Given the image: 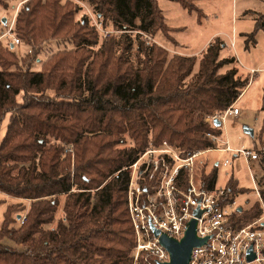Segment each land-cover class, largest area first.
Instances as JSON below:
<instances>
[{"label":"trees","instance_id":"1","mask_svg":"<svg viewBox=\"0 0 264 264\" xmlns=\"http://www.w3.org/2000/svg\"><path fill=\"white\" fill-rule=\"evenodd\" d=\"M82 1L98 18L108 19L121 32L117 39L106 38L109 43L94 53L95 58L84 73L85 61L92 54L91 42L85 37L76 44V51L82 49L87 55L72 58L69 65H65L64 58L42 70L19 73L0 70V126L8 115L0 138V192L30 200L25 219L18 226L14 224L20 211L13 215L12 206L4 211L0 264H130L134 239L125 202L128 172L122 169L143 149L144 132L159 128V136L177 141L185 153L214 148L221 128L212 123L207 125L205 115L225 111L248 84V78L238 75L234 57H220L224 43L218 37L207 44L199 57L175 54L169 59L165 48L143 39L142 34L169 32L157 0ZM173 1L188 12L198 11L197 0ZM8 2L0 0V6H7ZM60 2L27 0L22 8L24 13L20 9L21 15L16 18L15 35L28 41L35 38L37 30L30 28L32 19L28 22L26 19L40 10L47 20L45 25L53 26ZM63 17L56 30L65 26ZM87 22L83 16L80 25L84 27ZM258 24L264 26L263 21ZM247 40L253 42L252 36ZM0 45L10 50V44L0 41ZM8 53L14 56L11 51ZM0 66L7 67L3 58ZM96 67L102 70L101 77L95 76ZM54 79L79 93L68 101L60 96H45L44 91L52 88ZM21 92L23 97L18 100ZM85 111L98 117H86L83 121L76 118L78 112ZM127 130L138 139L137 147L113 152L115 142L111 140L100 149L116 153L115 156L96 161L94 158L101 153L89 150V155L93 154L91 159L76 166L73 173L65 166L62 147L43 149L47 134L80 146L86 145L89 137L99 134L114 137ZM261 130L264 132V124ZM77 157L84 162L86 154L77 153ZM96 163H103V169ZM215 168L204 171L202 188L214 189ZM90 174L100 178L95 182ZM107 178L108 182L101 185ZM224 188L226 202L247 191L232 176ZM261 194L264 199V188ZM61 195L66 200L65 219L59 217L55 221ZM239 205L235 212L242 222L261 214L257 201L248 208Z\"/></svg>","mask_w":264,"mask_h":264},{"label":"rangeland","instance_id":"2","mask_svg":"<svg viewBox=\"0 0 264 264\" xmlns=\"http://www.w3.org/2000/svg\"><path fill=\"white\" fill-rule=\"evenodd\" d=\"M26 1L27 0H9L7 6H0V32L7 30L12 24L11 33L13 36L17 37L13 28L17 16L24 13L22 8L26 5L24 4ZM60 1L61 9L58 14L54 15L55 24L53 26H46L45 22L47 20L43 11H37L34 13V16H28V19H26L27 22L29 18L32 19L30 28L32 30H37V36L35 38L31 36V41L20 38L22 40L20 44L13 45L12 48L9 47L10 50L0 45V59L3 58L7 66L6 68L0 66V70L14 73L26 72L28 70H42L43 68L45 69L49 63L64 58H66L65 65H69L72 58L79 59L81 58L80 56L87 55L82 49H80L79 52L76 51L78 49L76 44L80 39L85 37L91 42L92 54L85 61L83 66L84 73L87 64L94 60V53L101 50L103 45L109 43L108 37L112 36L117 39L120 35L121 32L115 30L108 19L104 17L98 18L85 1ZM157 3L165 18V23L170 28L169 32L167 34L159 30L156 31L153 36L142 34L143 39L161 48H165L169 59L175 54L196 56L199 53L197 56L199 57L205 44L208 43L209 40L218 37L224 43V47L220 52V57H234L236 59L235 66L238 69V75L244 79L248 78V90L236 105L239 114H229L226 116L223 125L220 126L221 133L215 138V147L210 148L212 149L211 151L204 152L194 161L193 178L197 185H199L202 183L204 171L206 172L209 171L210 168L216 167V188L224 187L228 177L232 176L237 181L239 187L247 190L245 193L239 194L237 197L238 203L248 208L254 201H257L261 208V203L256 199L253 192L254 185L250 178V172L260 188H264V132L261 130L264 124V26L261 27L258 24L259 22H264V19H262L264 15V0H197L195 1V5L198 11L192 12L183 9L180 4L173 0H157ZM20 9L22 11L21 14L19 13ZM199 12L201 13L200 16H198ZM83 16H86L88 19L84 27L80 25ZM62 17L65 20V26L62 29L56 30L55 27L59 25L58 23ZM2 18H5V24L2 22ZM249 35L252 36L253 42L247 40ZM231 37H233L234 43L231 42ZM8 40L9 39L3 38L0 41L8 44ZM133 45L135 48L136 44L133 43ZM167 45H169V47H167ZM115 47L119 46L115 45ZM172 47L174 50L170 49ZM9 51H11L14 56L10 55L8 53ZM65 51H67V53L61 54ZM74 52L75 54H73ZM120 53L121 49L117 51L115 55L117 56ZM97 68L98 67H96V69ZM224 69H222V71H224ZM194 71H197V67H195ZM97 75L101 77V69H97L95 76ZM64 79L68 81L66 78ZM52 83V88L44 91L45 96H50L51 98L60 96L62 100L68 101L73 100V97L77 96L79 93L74 88L71 89V87L60 85L55 79ZM22 92L18 95V100L22 99ZM68 96L70 97L69 99L67 98ZM71 109L73 110L74 107H71ZM219 113L206 114L204 117L205 123H207V125L209 123L211 124V116ZM129 115L132 116V113ZM78 117L83 121V118L86 117H98V114L91 111L78 112L76 118ZM7 121L8 115L0 126V138L4 133ZM67 124L70 125V122ZM246 129H251L253 133L249 134ZM45 139L47 143L43 149H48L52 146L57 148L62 147V157L65 166H67L71 172L76 166H80L86 163L87 159H91L90 156L93 154L89 155V150L100 152V156L94 159L96 161L97 159L103 161L115 156L116 153H113L115 150L137 147L136 140H138L130 134L128 130L121 134L116 133L114 137H107L104 136V134L89 137L88 143L80 146L73 145L70 142H61L59 138H55L50 134H47ZM111 140L115 142L112 147L113 152H109L107 149H100L103 144ZM118 140L119 142H117ZM143 140L145 145L136 156V158H140V162L143 160L151 162L159 160L163 157V149L166 148H177L181 152V157H185L193 152L204 151L194 150L191 153H185L177 146V141H170L168 137H163V135L159 136V128L154 130L149 128L148 132H144ZM226 143H228L232 149L242 147L246 150L255 152L258 158L255 160L248 158L246 160L243 155L234 151L213 150L215 148H224ZM82 152L86 154L84 162L80 161L77 157V153L80 154ZM226 159H228L229 163L224 166L222 163ZM132 162L128 163V165L124 166L122 169L128 172V181L125 190L126 209L129 179L132 177L133 181H135L137 178L136 171L130 168ZM20 165L19 162V166ZM95 165L100 169L104 167L103 163H96ZM248 167L251 169L250 172ZM88 176L94 178L95 182L100 178V176L95 174H90ZM158 177L159 173L157 170L156 179L151 182L144 180L141 186L147 187L148 190L154 192L159 186L157 183ZM108 180L109 178L101 185H104ZM94 190L95 189H92V191ZM72 191H77V189H72ZM58 197L60 198V204L55 221L58 220L59 217L65 219L64 204L66 200H64V195ZM261 198L264 205L262 194ZM246 201H248V203H246ZM20 202L22 204H20ZM8 206H12V210H14L13 215L20 211L19 214L25 217L30 207V200L18 199L0 192V225L4 218V211ZM15 206H17L16 209ZM21 207H23V209ZM261 214H263L262 208ZM129 221L131 224L130 218ZM19 224V219L17 218V222L14 226H18Z\"/></svg>","mask_w":264,"mask_h":264},{"label":"built area","instance_id":"3","mask_svg":"<svg viewBox=\"0 0 264 264\" xmlns=\"http://www.w3.org/2000/svg\"><path fill=\"white\" fill-rule=\"evenodd\" d=\"M12 24L7 30L0 32V40L9 39L8 44L19 45L20 40L13 36ZM238 114V109L229 106L222 113L212 115L223 125L227 115ZM166 144V143H164ZM207 149L181 157V152L175 149H163V157L155 162L136 158L131 164L137 173V178L129 179L127 190V209L133 229L134 244L131 248L130 264H161L170 261L168 250L160 242V235L180 240L185 233L188 222L196 219L195 232L197 237L206 238L201 245L194 246L190 252L188 264H264V205L261 189L250 172L253 182V192L261 203L260 217L248 222H242L236 216L240 205L235 198L225 201L224 187L207 190L197 185L193 178L194 161ZM213 150L232 151L229 146ZM234 152L240 153L247 160L258 158L257 153L244 148ZM229 163L228 159L223 165ZM159 173L156 190L150 191L141 186L142 181L156 179ZM201 211L197 217L195 210ZM24 216H19L22 224ZM154 230L158 233L155 234ZM253 258L248 260V255Z\"/></svg>","mask_w":264,"mask_h":264},{"label":"water","instance_id":"4","mask_svg":"<svg viewBox=\"0 0 264 264\" xmlns=\"http://www.w3.org/2000/svg\"><path fill=\"white\" fill-rule=\"evenodd\" d=\"M2 22L5 24V18H2ZM12 48L13 45L11 44ZM213 124L215 126H220L221 122L218 118L213 119ZM249 134H252L253 131L251 129H246ZM240 209V208H239ZM195 214L198 217L201 214V211L198 209L195 210ZM19 216L17 218L19 219ZM196 219H191L188 222V226L185 230L184 236L180 240H176L174 238L168 237L165 234L160 235V242L162 245L166 247L170 255V261L161 264H188L190 258L191 249L194 246L201 245L205 242L206 238L197 237L195 232L196 227ZM154 233L157 234L158 231L154 230ZM253 255H248V260L252 259Z\"/></svg>","mask_w":264,"mask_h":264},{"label":"crops","instance_id":"5","mask_svg":"<svg viewBox=\"0 0 264 264\" xmlns=\"http://www.w3.org/2000/svg\"><path fill=\"white\" fill-rule=\"evenodd\" d=\"M211 40H209L208 41V43L210 42ZM231 42H233L234 43V39H233V37H231ZM208 43H206L205 44V46H204V48L202 49V50H204L205 49V47H206V45L208 44ZM167 47H169V45H167ZM170 49H172V50H174V48L172 47V48H170ZM177 49V48H176ZM178 50V49H177ZM201 50V51H202ZM200 51V52H201ZM176 53H178V52H176ZM188 55V54H187ZM198 55H199V53H198ZM198 55H196V56H198ZM251 70H253V69H251ZM255 73V72H254ZM248 85H249V83L247 84V86L243 89V91H242V93L240 94V96L237 98V100L232 104L235 108H236V105L238 104V102L241 100V98L244 96V94L247 92V90H248ZM239 114V113H238ZM227 145H228V143H227ZM229 146V145H228ZM229 148L230 149H232L230 146H229ZM236 149H232V151H235Z\"/></svg>","mask_w":264,"mask_h":264}]
</instances>
